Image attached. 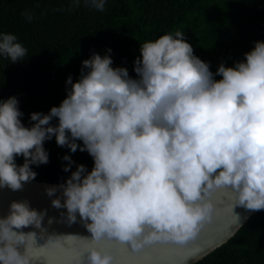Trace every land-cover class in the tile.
<instances>
[{
  "label": "clouds",
  "instance_id": "1",
  "mask_svg": "<svg viewBox=\"0 0 264 264\" xmlns=\"http://www.w3.org/2000/svg\"><path fill=\"white\" fill-rule=\"evenodd\" d=\"M86 2L104 11L106 0ZM139 52L135 79L112 67L110 55L93 53L76 82L67 78L59 106L30 114L31 127L22 123L15 96L0 100V189L23 191L37 175L31 166L49 162L43 145L53 136L58 146L93 158L90 172L77 165L58 186L63 202L51 200L67 210V224L78 213L91 233L75 264H117L111 249L118 245L135 254L155 244H188L213 219L220 191L234 200L230 229L241 224L235 207L264 210V41L215 74L182 31L144 42ZM26 55L14 34L0 32V57L16 63ZM63 160L70 171L74 161ZM57 190L45 188L49 197ZM45 215L27 200L10 203L0 216V264H34L37 233L22 229H41Z\"/></svg>",
  "mask_w": 264,
  "mask_h": 264
},
{
  "label": "trees",
  "instance_id": "2",
  "mask_svg": "<svg viewBox=\"0 0 264 264\" xmlns=\"http://www.w3.org/2000/svg\"><path fill=\"white\" fill-rule=\"evenodd\" d=\"M176 31L185 33L194 55L215 74L221 63L233 66L256 41H264V0H106L102 12L86 0H0V32L14 34L27 49L24 60L16 63L0 57V100L15 96L22 123L31 127L30 114H48L59 106L70 88L67 78L76 82L82 61L93 53L110 55L112 67L127 68L135 79L140 44ZM43 146L49 162L31 166L36 180L65 183L77 165L88 172L94 166L87 151L72 153L58 146L54 136ZM65 155L74 161L68 172L63 170ZM23 162L16 158L18 165ZM193 264H264V210Z\"/></svg>",
  "mask_w": 264,
  "mask_h": 264
},
{
  "label": "water",
  "instance_id": "3",
  "mask_svg": "<svg viewBox=\"0 0 264 264\" xmlns=\"http://www.w3.org/2000/svg\"><path fill=\"white\" fill-rule=\"evenodd\" d=\"M60 184L62 183L34 179L24 185L23 191L12 192L7 188L0 189V216L8 215L9 205L13 200H27L31 208L37 211L46 210L41 229L34 226L22 229L25 233H37L35 243L30 249L34 264H75L85 244L91 242V233L80 222L78 213L77 222L69 225L65 222V217L61 216V213L66 214L67 210L52 207L51 200L56 197H60L63 202L58 187ZM52 186H57L58 190L55 196L49 197L45 188ZM213 199L216 204L213 219L206 223L196 238L188 244L183 246L173 243L155 244L135 254L125 245H118L111 249L117 264H193L227 242L255 213L243 207H235L239 208H234L233 211L241 217V224L238 229H230L229 225L233 218L231 206L234 200L224 191L218 192ZM49 219L53 221L51 224L48 223ZM81 237L89 239L83 240ZM19 251H24L23 246Z\"/></svg>",
  "mask_w": 264,
  "mask_h": 264
},
{
  "label": "bare ground",
  "instance_id": "4",
  "mask_svg": "<svg viewBox=\"0 0 264 264\" xmlns=\"http://www.w3.org/2000/svg\"><path fill=\"white\" fill-rule=\"evenodd\" d=\"M235 209H239V208H235Z\"/></svg>",
  "mask_w": 264,
  "mask_h": 264
}]
</instances>
